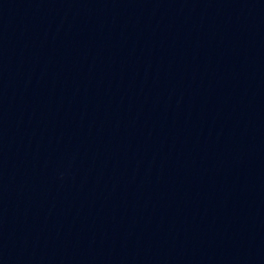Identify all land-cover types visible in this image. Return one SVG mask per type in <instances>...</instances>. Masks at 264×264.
Returning <instances> with one entry per match:
<instances>
[{
  "label": "water",
  "instance_id": "95a60500",
  "mask_svg": "<svg viewBox=\"0 0 264 264\" xmlns=\"http://www.w3.org/2000/svg\"><path fill=\"white\" fill-rule=\"evenodd\" d=\"M0 264H264V0H0Z\"/></svg>",
  "mask_w": 264,
  "mask_h": 264
}]
</instances>
